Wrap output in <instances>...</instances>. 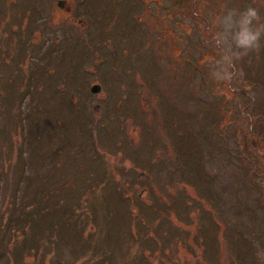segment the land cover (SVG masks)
I'll return each mask as SVG.
<instances>
[{"label":"rangeland","instance_id":"obj_1","mask_svg":"<svg viewBox=\"0 0 264 264\" xmlns=\"http://www.w3.org/2000/svg\"><path fill=\"white\" fill-rule=\"evenodd\" d=\"M58 2L0 0V264H264V42L203 62L264 0Z\"/></svg>","mask_w":264,"mask_h":264},{"label":"clouds","instance_id":"obj_2","mask_svg":"<svg viewBox=\"0 0 264 264\" xmlns=\"http://www.w3.org/2000/svg\"><path fill=\"white\" fill-rule=\"evenodd\" d=\"M214 40L220 49L219 57H205L210 82L220 84L231 79L230 67L253 52L264 42V17L258 8L249 4L244 8L225 6L213 15Z\"/></svg>","mask_w":264,"mask_h":264},{"label":"water","instance_id":"obj_3","mask_svg":"<svg viewBox=\"0 0 264 264\" xmlns=\"http://www.w3.org/2000/svg\"><path fill=\"white\" fill-rule=\"evenodd\" d=\"M99 89H100L99 86H92V88H91V92H96V91H98Z\"/></svg>","mask_w":264,"mask_h":264},{"label":"flooded vegetation","instance_id":"obj_4","mask_svg":"<svg viewBox=\"0 0 264 264\" xmlns=\"http://www.w3.org/2000/svg\"><path fill=\"white\" fill-rule=\"evenodd\" d=\"M65 2H66V0H59V2H58V6H62V4H65ZM67 12V11H66Z\"/></svg>","mask_w":264,"mask_h":264},{"label":"trees","instance_id":"obj_5","mask_svg":"<svg viewBox=\"0 0 264 264\" xmlns=\"http://www.w3.org/2000/svg\"><path fill=\"white\" fill-rule=\"evenodd\" d=\"M25 252H26V251H25ZM25 252H24V253H25ZM26 253H27V252H26ZM20 254H21V257H22V256H23V253L21 252Z\"/></svg>","mask_w":264,"mask_h":264}]
</instances>
